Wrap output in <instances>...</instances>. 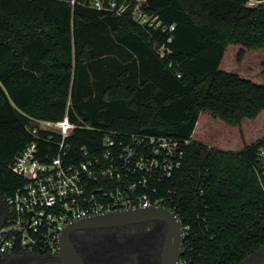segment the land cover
I'll return each mask as SVG.
<instances>
[{
	"label": "trees",
	"instance_id": "16d2710c",
	"mask_svg": "<svg viewBox=\"0 0 264 264\" xmlns=\"http://www.w3.org/2000/svg\"><path fill=\"white\" fill-rule=\"evenodd\" d=\"M141 9L174 29L80 0H0L2 196L21 183L8 169L13 156L45 135L28 131L32 118L67 112L78 125L67 138L77 153L82 145L96 152L101 129L189 139L201 112L238 125L264 110L263 84L219 68L230 43L264 47V3L143 0ZM263 138L239 152L195 140L185 146L171 185L172 202L191 223L181 259L237 264L264 244V190L254 169Z\"/></svg>",
	"mask_w": 264,
	"mask_h": 264
},
{
	"label": "built area",
	"instance_id": "2783aa9c",
	"mask_svg": "<svg viewBox=\"0 0 264 264\" xmlns=\"http://www.w3.org/2000/svg\"><path fill=\"white\" fill-rule=\"evenodd\" d=\"M132 1L135 4L129 9ZM142 1L80 0L90 8L128 16L147 28L174 29V25H161L156 16L143 12ZM258 3L264 0H246L249 6ZM163 51L162 45L158 52ZM32 121L34 125L28 126V131L36 136L42 130L45 135L39 138L37 134L8 164L21 183L3 196L6 214L0 228V253L58 254L59 236L69 222L148 206H163L173 212L181 222L186 241L191 223L178 204L172 202L171 185L192 137L179 139L163 134L101 129L103 136L96 152L82 145L74 153L67 138L78 125L70 121L67 112L59 120L32 118ZM258 143L254 169L264 190V138ZM198 192L203 194L202 187ZM179 264L189 263L180 258Z\"/></svg>",
	"mask_w": 264,
	"mask_h": 264
},
{
	"label": "flooded vegetation",
	"instance_id": "af4514ba",
	"mask_svg": "<svg viewBox=\"0 0 264 264\" xmlns=\"http://www.w3.org/2000/svg\"><path fill=\"white\" fill-rule=\"evenodd\" d=\"M6 214L0 192V228ZM173 222L165 210L149 207L125 221L77 225L67 231L66 252L58 254L29 252L0 253V264H179L164 256L166 241L179 240ZM237 264H264V244Z\"/></svg>",
	"mask_w": 264,
	"mask_h": 264
},
{
	"label": "rangeland",
	"instance_id": "374dc122",
	"mask_svg": "<svg viewBox=\"0 0 264 264\" xmlns=\"http://www.w3.org/2000/svg\"><path fill=\"white\" fill-rule=\"evenodd\" d=\"M243 54L239 57V51ZM264 47L247 48L230 43L224 50L219 68L264 85ZM264 137V110L255 118H244L238 125H229L209 112H201L192 138L209 147L242 151Z\"/></svg>",
	"mask_w": 264,
	"mask_h": 264
},
{
	"label": "water",
	"instance_id": "95a60500",
	"mask_svg": "<svg viewBox=\"0 0 264 264\" xmlns=\"http://www.w3.org/2000/svg\"><path fill=\"white\" fill-rule=\"evenodd\" d=\"M149 207H151L154 210H165V212L169 215L170 219L173 222L172 229L176 231L178 234H180L179 240H169L165 242L164 245V256L170 253H174L173 258L174 261L178 257V255H182L184 252L183 249V242H184V236L182 234V226L181 222L176 218L173 212H171L167 207L163 206H148V207H136V208H129V209H123V210H114L109 212H104L101 214L86 216L83 218H79L76 220H73L69 222L62 230L59 241H58V255L62 257H69L68 253L66 252V244H67V231L77 225H83V224H92V223H98V222H118V221H125L129 218L133 217L134 215L138 214L139 212L146 211Z\"/></svg>",
	"mask_w": 264,
	"mask_h": 264
},
{
	"label": "crops",
	"instance_id": "0c3cea01",
	"mask_svg": "<svg viewBox=\"0 0 264 264\" xmlns=\"http://www.w3.org/2000/svg\"><path fill=\"white\" fill-rule=\"evenodd\" d=\"M194 131V130H193ZM193 134V133H192ZM192 137V136H191ZM193 139V138H192ZM194 140V139H193Z\"/></svg>",
	"mask_w": 264,
	"mask_h": 264
}]
</instances>
